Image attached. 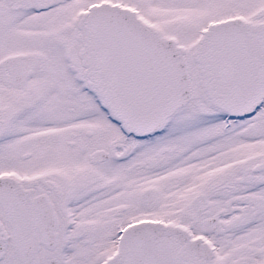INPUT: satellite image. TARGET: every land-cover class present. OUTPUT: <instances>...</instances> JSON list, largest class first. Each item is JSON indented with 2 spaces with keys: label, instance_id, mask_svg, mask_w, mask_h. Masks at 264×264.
I'll return each instance as SVG.
<instances>
[{
  "label": "snow or ice",
  "instance_id": "snow-or-ice-1",
  "mask_svg": "<svg viewBox=\"0 0 264 264\" xmlns=\"http://www.w3.org/2000/svg\"><path fill=\"white\" fill-rule=\"evenodd\" d=\"M0 264H264V0H0Z\"/></svg>",
  "mask_w": 264,
  "mask_h": 264
}]
</instances>
